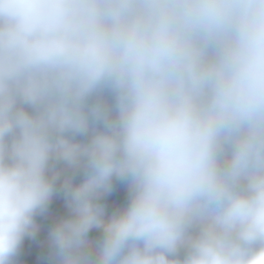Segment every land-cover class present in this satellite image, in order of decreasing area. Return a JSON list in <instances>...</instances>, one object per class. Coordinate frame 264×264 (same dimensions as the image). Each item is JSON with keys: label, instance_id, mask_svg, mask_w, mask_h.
<instances>
[{"label": "clouds", "instance_id": "obj_1", "mask_svg": "<svg viewBox=\"0 0 264 264\" xmlns=\"http://www.w3.org/2000/svg\"><path fill=\"white\" fill-rule=\"evenodd\" d=\"M58 193L46 264H264V0H0V264Z\"/></svg>", "mask_w": 264, "mask_h": 264}, {"label": "trees", "instance_id": "obj_2", "mask_svg": "<svg viewBox=\"0 0 264 264\" xmlns=\"http://www.w3.org/2000/svg\"><path fill=\"white\" fill-rule=\"evenodd\" d=\"M82 175L74 177L73 183L78 184L82 181ZM127 187L125 184L114 181L112 193L101 199V203L106 206V211L111 214L118 208H122L127 203ZM68 215V209L61 194H56L49 205L48 212L42 216H37L36 221L39 230L35 238L25 237L22 242L16 264H46L45 256L48 251L47 236L50 228L61 218ZM101 236L100 230L93 229L90 237L97 239Z\"/></svg>", "mask_w": 264, "mask_h": 264}]
</instances>
